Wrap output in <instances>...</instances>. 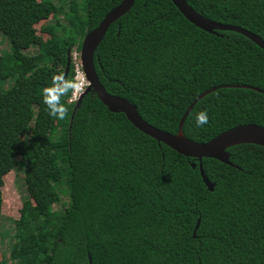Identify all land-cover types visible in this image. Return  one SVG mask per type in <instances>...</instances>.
Returning <instances> with one entry per match:
<instances>
[{
	"label": "trees",
	"instance_id": "1",
	"mask_svg": "<svg viewBox=\"0 0 264 264\" xmlns=\"http://www.w3.org/2000/svg\"><path fill=\"white\" fill-rule=\"evenodd\" d=\"M56 1L0 0V33L8 43L0 55V187L3 175L21 168L27 194L23 217L12 223L9 259L264 264V147H228L230 165L203 158L214 185L209 191L196 159L109 112L94 93L73 112L68 91L60 97L64 118L49 114L45 89L64 74L68 51L121 2ZM184 1L206 20L264 43V0ZM50 16L54 22L42 32L53 36L43 40L34 25ZM94 68L109 94L171 135L180 129L187 140L205 143L238 125L264 127V49L236 31L197 28L170 0H135L109 26ZM201 111L208 123L198 127ZM33 113L30 135L22 140ZM64 187L69 203L55 215Z\"/></svg>",
	"mask_w": 264,
	"mask_h": 264
},
{
	"label": "water",
	"instance_id": "2",
	"mask_svg": "<svg viewBox=\"0 0 264 264\" xmlns=\"http://www.w3.org/2000/svg\"><path fill=\"white\" fill-rule=\"evenodd\" d=\"M170 1L184 18L197 28L210 33H214V30L236 31L244 34L264 49V43L253 34H250L249 32H246L235 26L224 25L206 20L197 14L192 8H190L184 0ZM134 2L135 0H121L117 6L113 7L105 14L98 26L87 32L84 38L81 40L80 60L82 69L89 85L77 100L73 112H75V109L80 104L81 99L87 93H94L98 100L107 108L109 112L122 113L126 117L127 121L143 134L149 136L158 143L164 144L186 158L196 159L198 161L199 173L204 184L207 186L209 191H213L214 185L210 183L205 176L202 169L201 160L203 158L215 159L224 164L230 165L228 161V154L225 152V150L230 146L246 143H252L264 147V127L255 124L238 125L218 134L205 143H195L187 140L181 133L180 129L176 135H171L153 127L152 125L146 123L139 116L136 108L127 100L119 96L109 94L101 84L96 74L94 68V54L97 46L105 36L109 26L124 16L131 9ZM242 137L254 138L255 141H238L239 138ZM192 167H194L193 164ZM198 226L199 222L197 221V224L193 230V236Z\"/></svg>",
	"mask_w": 264,
	"mask_h": 264
},
{
	"label": "rangeland",
	"instance_id": "3",
	"mask_svg": "<svg viewBox=\"0 0 264 264\" xmlns=\"http://www.w3.org/2000/svg\"><path fill=\"white\" fill-rule=\"evenodd\" d=\"M41 1V0H38ZM57 3L56 0H53ZM54 19L50 16L47 20H42L34 25L36 34L43 40L51 38L53 35L46 34L42 32V28L47 24L53 23ZM8 49V43L5 37L0 33V55ZM35 49L28 50L29 53L34 52ZM80 51H81V40H76L72 48L68 51L67 64L64 69L63 77L64 81H73L79 83L80 80L76 78L77 74L75 72V65H79L80 62ZM75 57V58H74ZM62 86V85H61ZM87 87L84 88L83 92ZM72 90L69 91V96L67 98L68 102L70 99ZM81 96L79 94L76 98L74 104L77 103V99ZM43 98H38L35 104L37 108L38 104L41 103ZM70 103V102H69ZM73 104V102H72ZM34 113L28 115L25 123L20 131V138L25 140L29 137L32 124H33ZM56 132H53V136ZM1 218H0V261H6L7 264H16L9 259L10 246L12 244L11 229L12 223L21 219L24 215V201L27 197L24 187V170L21 168H16L2 177L1 187ZM69 203L68 192L66 188H62L60 192V202L53 206V212L56 215L61 212L63 208Z\"/></svg>",
	"mask_w": 264,
	"mask_h": 264
},
{
	"label": "clouds",
	"instance_id": "4",
	"mask_svg": "<svg viewBox=\"0 0 264 264\" xmlns=\"http://www.w3.org/2000/svg\"><path fill=\"white\" fill-rule=\"evenodd\" d=\"M54 81V87L45 89L44 102L50 110V115L63 119L66 115L67 109L60 104L61 95L67 94L70 90H72L74 94L82 93L84 90V84L73 81H64L63 77H54ZM195 119L196 125L198 127H203V125L208 123V114L206 111H201L197 113Z\"/></svg>",
	"mask_w": 264,
	"mask_h": 264
},
{
	"label": "built area",
	"instance_id": "5",
	"mask_svg": "<svg viewBox=\"0 0 264 264\" xmlns=\"http://www.w3.org/2000/svg\"><path fill=\"white\" fill-rule=\"evenodd\" d=\"M75 58V57H74ZM75 72L77 74L76 78L80 80L79 83L81 84H84V88L87 87L89 84H88V81L85 77V74H84V71L82 69V64H81V60L79 62V65H75ZM83 93V92H82ZM82 93H77V94H74V92L72 91L71 92V95H70V99H69V102L74 104V102L76 101V98L79 94L82 95ZM80 97V96H79ZM79 99V98H78ZM77 99V100H78Z\"/></svg>",
	"mask_w": 264,
	"mask_h": 264
},
{
	"label": "bare ground",
	"instance_id": "6",
	"mask_svg": "<svg viewBox=\"0 0 264 264\" xmlns=\"http://www.w3.org/2000/svg\"><path fill=\"white\" fill-rule=\"evenodd\" d=\"M238 141H255L254 138H246V137H242V138H239Z\"/></svg>",
	"mask_w": 264,
	"mask_h": 264
}]
</instances>
